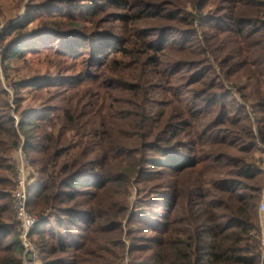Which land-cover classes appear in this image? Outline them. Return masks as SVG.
Returning a JSON list of instances; mask_svg holds the SVG:
<instances>
[{
	"label": "trees",
	"instance_id": "obj_1",
	"mask_svg": "<svg viewBox=\"0 0 264 264\" xmlns=\"http://www.w3.org/2000/svg\"><path fill=\"white\" fill-rule=\"evenodd\" d=\"M188 1L199 16L183 0H30L4 27L6 72L28 54L59 60L14 83L15 110L0 81V264H23L19 148L38 174L41 264H260L264 0ZM27 90L47 97L24 108Z\"/></svg>",
	"mask_w": 264,
	"mask_h": 264
},
{
	"label": "rangeland",
	"instance_id": "obj_2",
	"mask_svg": "<svg viewBox=\"0 0 264 264\" xmlns=\"http://www.w3.org/2000/svg\"><path fill=\"white\" fill-rule=\"evenodd\" d=\"M30 0H0V34L2 33V30L4 27L15 23L19 19H21L25 13H26V5L29 3ZM187 4V11L189 13L197 14L193 9L189 7V1L183 0ZM198 15V14H197ZM199 16V15H198ZM37 26V23H34L30 26V28H35ZM196 28L198 29V33L200 35V38L202 37V29L200 28V17H196ZM1 52V47H0ZM55 57L52 53L43 51L42 53L38 54H28L25 56L24 59L19 60L17 62H12L10 69L6 72L4 70V67L1 62V56H0V81L2 88L7 92V99L13 108L15 110V89H14V83L18 82L20 80H28L33 77H41V76H50L54 75L57 72V67L54 65L58 62V58ZM58 64V63H57ZM215 68L216 71L221 75H223V72L220 70L218 65L216 63ZM255 83V80H251V84ZM240 84V83H239ZM226 87L232 92L233 98H235L236 102L245 105L247 107V110L250 114L251 122L253 124V129L255 132V135L257 136V115H255L252 111L251 104L246 103V101L242 98L241 94L238 93L237 88L233 87V83L226 82ZM254 85V84H253ZM52 92H59L53 90ZM37 95L39 96V99H37ZM41 95L44 97H47L45 93H38L30 92L29 90L24 91L22 93V107H39L41 105L40 98ZM52 106H57L56 101H53L51 103ZM12 116L17 121H20L19 116H16L15 113L12 112ZM260 146L264 147V143L261 142V140L258 138L256 139V152H255V162L256 165L263 171L264 173V149ZM20 149V148H19ZM18 149V150H19ZM16 151V153L18 152ZM16 153L14 155V159L16 156ZM16 160V159H15ZM264 191V177H263V187L261 191V197ZM134 197L136 190H133ZM261 200V199H260ZM125 242L127 240L125 239ZM128 243V242H127ZM130 259L127 254L123 264H129ZM261 264V262H260Z\"/></svg>",
	"mask_w": 264,
	"mask_h": 264
},
{
	"label": "built area",
	"instance_id": "obj_3",
	"mask_svg": "<svg viewBox=\"0 0 264 264\" xmlns=\"http://www.w3.org/2000/svg\"><path fill=\"white\" fill-rule=\"evenodd\" d=\"M264 149V147L260 146ZM16 159L15 186L12 190V204L16 220L20 229V240L23 245V264H41V257L37 246L31 240V233L40 220V217L29 212V187L36 181L38 174L31 166L30 161L22 148L18 150ZM259 226L253 232L260 240L261 264H264V191L258 208Z\"/></svg>",
	"mask_w": 264,
	"mask_h": 264
}]
</instances>
